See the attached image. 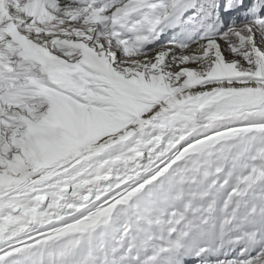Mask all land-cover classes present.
Wrapping results in <instances>:
<instances>
[{"label":"snow or ice","instance_id":"obj_1","mask_svg":"<svg viewBox=\"0 0 264 264\" xmlns=\"http://www.w3.org/2000/svg\"><path fill=\"white\" fill-rule=\"evenodd\" d=\"M0 264H264V0H0Z\"/></svg>","mask_w":264,"mask_h":264}]
</instances>
